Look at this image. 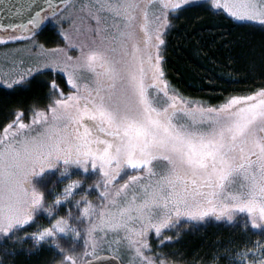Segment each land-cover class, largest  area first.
Listing matches in <instances>:
<instances>
[{
  "label": "snow or ice",
  "instance_id": "obj_1",
  "mask_svg": "<svg viewBox=\"0 0 264 264\" xmlns=\"http://www.w3.org/2000/svg\"><path fill=\"white\" fill-rule=\"evenodd\" d=\"M150 2L97 0L98 7L88 9L97 26L87 31L94 41L99 36L107 47L92 49L76 58L65 53L64 60L53 59L42 65L64 71L76 91L55 101L50 115L42 116L43 129L36 135L17 139V132L12 133L10 140H0V234L7 237L33 220V214L42 207L41 194L26 189L25 182L34 172L53 167L57 160L78 165L90 161L103 174L105 191L101 199L105 203L92 211L83 209L96 261L100 259L96 251L101 245L97 232L123 233L142 264H156L143 255L149 230L159 234L182 216L192 221L209 216L232 220L235 214L244 213L253 228L264 225V90L254 96L232 98L219 108L178 107L174 97L170 108L155 107L149 88L159 86L164 76L161 45L169 25L168 10L204 5L197 0H159L158 14L150 18ZM32 7L30 3L28 8ZM46 7L52 11L46 13ZM208 7L222 8L233 19L264 26V0H211ZM105 11L124 21L123 29L113 25L116 35H101L106 29L100 27L99 13ZM76 13L74 6L61 13L54 0H43L26 23L36 28L51 18L57 23L71 21V28ZM137 13L142 21L139 41L133 30ZM80 19L83 21V17ZM0 27L28 30L25 24ZM62 31L66 39H71L67 30ZM109 53H119V59ZM82 68L94 74L91 86L79 85ZM181 118L187 122H180ZM11 127L5 129L6 133ZM156 160L167 161L166 170L154 171L151 165ZM124 164L143 169L145 175L143 179L130 177L131 184L113 194L108 185L116 181ZM234 176H242L244 183L239 191L228 192ZM129 187L131 198L126 191ZM74 230L67 220L58 219L35 239L43 241ZM259 264H264V259Z\"/></svg>",
  "mask_w": 264,
  "mask_h": 264
},
{
  "label": "rangeland",
  "instance_id": "obj_2",
  "mask_svg": "<svg viewBox=\"0 0 264 264\" xmlns=\"http://www.w3.org/2000/svg\"><path fill=\"white\" fill-rule=\"evenodd\" d=\"M141 2L145 3L147 0H141ZM172 2H178V0H172ZM197 2H206L210 5L211 0H197ZM94 5L98 7L97 0H72L60 8L61 13H63L65 8L71 9L73 6L77 10L75 24L71 28L69 27L71 21L61 20L60 23H57L54 19H46L45 23L48 24V26L55 27L61 38L60 43L51 47H45L44 44L33 40L30 36L28 38H22L23 36L13 35L12 33H3L0 35V44L2 45L9 41L17 42L14 44L12 43L8 47H0V84L5 85L6 87H14L24 82L30 77V75L43 70L59 72L68 83L66 73L60 68L54 69L51 66L42 67V65L46 62L50 63L53 59L57 61L64 60L65 53L67 56L76 58L82 57L83 53H87L92 49H103L107 47V44L103 42L99 36L95 37L94 41L92 33L87 31L88 28L95 29L97 26L96 20L91 18L88 11L89 7ZM158 5L159 0H151V2L148 3L147 11L150 18H152L154 14H158ZM218 10L227 13L222 8ZM171 13L172 11L168 10V20ZM99 15L102 17L100 27L106 29V31L101 33L102 36L116 35L117 28L113 27V25H118L119 28L123 29L124 21L122 18L115 17L106 11L100 12ZM80 17H83V21H81ZM133 23L136 40L139 41L142 39L140 29L142 21L139 13H137V18ZM78 28L80 29L79 31H77ZM62 29L67 30V34L71 39L65 38ZM32 43L35 44L36 47H33ZM77 44L84 45V47H78L76 46ZM129 49H131V42H129ZM53 50L57 51L53 52ZM109 54L113 56L114 59H119V53ZM93 79L94 74L87 68H82L80 70L78 83L81 87L84 85L91 86ZM148 82L151 83L150 73ZM68 86L70 87V91L67 94L61 93L57 99L66 98L69 94H73L76 91L71 84L68 83ZM260 91L249 96L257 95ZM149 92L153 100V105L160 110L170 108L173 104V97L175 98V103L178 107H187L190 109L220 107L191 104L171 93L163 79L159 86L150 87ZM54 104L55 102L46 110L38 111L33 116L29 117L28 120H24L20 115L16 116L11 122L0 129V140H10L12 138V133L17 132V139L21 138L23 135H36L43 129V124L41 122L42 116L50 115V109ZM180 122L187 121L181 118ZM20 124H24L25 127L20 129ZM9 125H13V127L9 128L6 133L5 129L8 128ZM151 166L154 171L160 173L166 170L168 165L167 161L156 160L152 162ZM144 175L145 171L143 169H134L127 164H124L121 166V171L116 181L108 185V190L114 194L116 190L123 185L131 184L130 177L138 176L143 179ZM74 177H80L83 183L71 184L70 180ZM242 183H244L242 176L232 177L228 184V192L239 191ZM25 187L29 190L35 189L41 194L42 207L33 214L32 221L26 225L20 226L24 227V231L21 230V232L18 233L20 229V227H18L7 237L0 234V264L10 253L9 247L12 246L20 247V249H25L26 251L35 250L40 245L51 247L55 254L56 264H60L61 261H63L64 264H73V261H76V264H79L81 261L92 258L93 248L86 232L88 227V217L83 214V209L87 204L82 197H86L87 201L94 205V209L105 203V201H102L101 199L102 194L105 191L103 174L100 173L98 166L93 168L90 161L78 165L72 163L65 164L64 161L57 160L53 167L46 168L39 173L34 172L29 177V180L25 182ZM126 191L129 194V198H131L132 188L129 187ZM77 217L80 219H77ZM58 219L67 220L69 225L75 230L66 233H57L55 237L48 236L43 241H37L35 239L40 231L44 228H51ZM209 222L226 224L240 223L244 230L253 229L250 217L244 213L235 214L232 220H228L227 217L216 219L215 217L209 216L202 221H192L187 217L182 216L163 228L159 234H157L154 229L149 230L147 236L148 247L143 249V255L151 257L156 261V264H160V261H163L164 264H179L173 262L167 255L157 252V246H154L153 241H157L158 245H161L166 241H171L175 237V233L186 227L191 229L199 228ZM261 229H264V225L261 226ZM261 229L256 228L258 231V237L253 241L254 244H249V247L232 257L234 263L253 264V261H255L256 264H259V260L264 259V231ZM95 236L101 238V245L96 251V255L100 253H109L117 256L122 264H142L141 258L134 253L132 248L128 247L124 240L123 233L97 232L95 233ZM61 249L63 251H61ZM68 257H71V259H68ZM209 264H214V262Z\"/></svg>",
  "mask_w": 264,
  "mask_h": 264
},
{
  "label": "trees",
  "instance_id": "obj_3",
  "mask_svg": "<svg viewBox=\"0 0 264 264\" xmlns=\"http://www.w3.org/2000/svg\"><path fill=\"white\" fill-rule=\"evenodd\" d=\"M197 3L204 6H185L169 16L161 45L162 79L168 90L191 104L211 107L263 90L264 26L234 20L222 10L210 9L206 2ZM30 37L45 47L61 42L56 28L46 23ZM12 43L17 42L0 47ZM69 91L65 78L52 70L38 71L14 87L0 84V129L18 115L28 120L48 109L61 93ZM21 230L24 227L18 233ZM257 233L256 228L244 230L240 223L209 222L199 228L186 227L161 245L153 243L157 252L175 263L236 264L232 257L254 244ZM9 249L1 264H56L53 249L45 245L31 251Z\"/></svg>",
  "mask_w": 264,
  "mask_h": 264
},
{
  "label": "water",
  "instance_id": "obj_4",
  "mask_svg": "<svg viewBox=\"0 0 264 264\" xmlns=\"http://www.w3.org/2000/svg\"><path fill=\"white\" fill-rule=\"evenodd\" d=\"M70 0H65V2H60V0H54L57 4V8L61 5L68 3ZM32 4V9L28 8L29 4ZM43 3V0H0V25L7 24H25V29H8L6 27H0V31H17L23 32L24 34H29L34 30L38 29L40 25L36 28H32L31 25H27V20L30 18L31 13L35 10L37 4ZM19 9V11H17ZM52 9L46 7V12L50 13ZM99 261L93 258L87 259L89 264H122L120 259L112 254L103 253L98 255ZM81 264V263H80Z\"/></svg>",
  "mask_w": 264,
  "mask_h": 264
},
{
  "label": "clouds",
  "instance_id": "obj_5",
  "mask_svg": "<svg viewBox=\"0 0 264 264\" xmlns=\"http://www.w3.org/2000/svg\"><path fill=\"white\" fill-rule=\"evenodd\" d=\"M71 184H81L83 183L82 179L80 177H74L70 180ZM82 199L84 200V202L87 204V206L85 208H87L89 211H92L94 209V205H92L91 203H89L86 199V197H82Z\"/></svg>",
  "mask_w": 264,
  "mask_h": 264
}]
</instances>
